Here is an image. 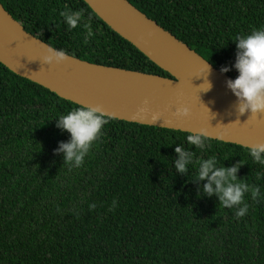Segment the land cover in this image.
Returning a JSON list of instances; mask_svg holds the SVG:
<instances>
[{
	"label": "trees",
	"instance_id": "trees-1",
	"mask_svg": "<svg viewBox=\"0 0 264 264\" xmlns=\"http://www.w3.org/2000/svg\"><path fill=\"white\" fill-rule=\"evenodd\" d=\"M233 79L237 35L264 26V0H128ZM25 30L90 63L172 78L110 28L84 0H0ZM83 10L72 29L61 11ZM94 35L85 42L84 24ZM71 101L0 62V264H264V165L248 148L111 118L82 167L59 151L71 140L57 118ZM194 154L175 168L176 147ZM241 164L249 212L208 196L198 163ZM113 203L115 207H113ZM95 205V207H91Z\"/></svg>",
	"mask_w": 264,
	"mask_h": 264
},
{
	"label": "water",
	"instance_id": "water-1",
	"mask_svg": "<svg viewBox=\"0 0 264 264\" xmlns=\"http://www.w3.org/2000/svg\"><path fill=\"white\" fill-rule=\"evenodd\" d=\"M117 34L172 78L90 63L69 55L49 64L52 47L28 33L0 2V62L15 74L111 118L194 133L246 148L264 144V112L241 114L229 75L128 0H84ZM211 84L207 88V83ZM188 108L190 115L178 111ZM153 117H157L154 119Z\"/></svg>",
	"mask_w": 264,
	"mask_h": 264
},
{
	"label": "clouds",
	"instance_id": "clouds-1",
	"mask_svg": "<svg viewBox=\"0 0 264 264\" xmlns=\"http://www.w3.org/2000/svg\"><path fill=\"white\" fill-rule=\"evenodd\" d=\"M60 16L64 18L70 28L75 29L84 16L83 10L75 12L61 11ZM86 35L85 42L94 33L90 22L84 24ZM238 52L235 68L239 75L236 79L228 81V87L240 102L239 112L244 114L251 111L252 115L264 112V26L253 29L250 34L237 35L234 38ZM69 54L66 50H57L50 47L49 54L45 57L47 63L59 64L66 62ZM228 72V68L222 69ZM210 82L207 88H210ZM178 115L188 117V108L178 111ZM157 119V117H153ZM110 117L101 107H91L80 105L73 107L66 114H61L57 118V126L66 130L71 135V140L62 143L59 151L65 154L66 162L73 163L76 168L84 165L86 157L90 154L95 142L99 140L102 131L109 123ZM186 140L189 145L197 149H204L210 146V141L205 131L194 132L187 135ZM253 161L264 165V144H258L247 149ZM175 152L178 159L175 160V168L180 173L188 171L192 163L193 155L185 151L182 147H176ZM243 161H241V164ZM241 164L233 167H218L215 156L207 160H200L196 178L200 181H207L204 184V192L208 196H218L221 206L226 209H235V218L245 217L249 212V205L245 202V194L251 192L254 200L260 197V188L251 186L238 179L237 173ZM91 207H95L92 205ZM113 207L115 204L113 203Z\"/></svg>",
	"mask_w": 264,
	"mask_h": 264
}]
</instances>
